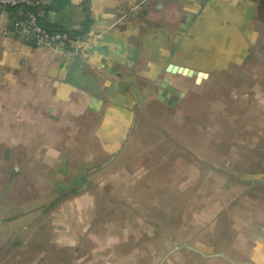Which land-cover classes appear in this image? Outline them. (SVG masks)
I'll return each instance as SVG.
<instances>
[{
	"label": "crops",
	"instance_id": "crops-1",
	"mask_svg": "<svg viewBox=\"0 0 264 264\" xmlns=\"http://www.w3.org/2000/svg\"><path fill=\"white\" fill-rule=\"evenodd\" d=\"M44 1L41 24L69 32L65 50L20 38L13 11L0 14V169L12 174L0 197L36 205L0 226L54 205L52 236L71 245L76 220L79 250L108 188L130 208L110 214L125 228L108 229L95 264H264V0ZM165 78L183 93L171 106L157 99ZM186 101L172 151L139 133L158 104L180 116ZM19 172L41 174L18 183L26 195Z\"/></svg>",
	"mask_w": 264,
	"mask_h": 264
},
{
	"label": "rangeland",
	"instance_id": "rangeland-1",
	"mask_svg": "<svg viewBox=\"0 0 264 264\" xmlns=\"http://www.w3.org/2000/svg\"><path fill=\"white\" fill-rule=\"evenodd\" d=\"M159 107L160 105L158 104L157 109L153 111L150 110L148 112L145 129H140L139 133L143 134L144 132H154L153 136H155V140L157 139V144L158 146H161V150L165 152L169 150L172 151L173 147L178 143V129L176 127V130L174 132L173 122L177 123L178 120L182 117L188 116V109L186 108L187 101L183 105L180 116L178 115V112H173L168 108H164L163 112ZM166 120L170 125H167L165 123ZM187 128V124L180 125L181 136L184 135L187 137ZM181 145L183 150L187 149V140H182ZM139 158L140 156H137L136 161H138ZM133 162H135L133 158H131L130 156H126L120 158L117 163L118 165H122L123 169L125 164L131 165ZM6 175L11 176L12 174L10 175L9 173L4 172V168L0 169V194L2 192L1 187L6 183V180L8 181L9 178L6 177ZM40 175V173L36 172H19L18 174H15V177L12 178V180L15 179L17 183V188L13 189L14 193L18 194L21 192L22 194L25 193V195L28 194L27 190H25L24 192L21 191L24 187L23 183L21 182L19 185L18 183L21 181V179H23L27 184H31V186L36 185V183L39 182H35V180L37 179L36 177H39ZM104 175L106 176V179H108V173H104ZM107 181L104 182L103 178H100L98 180V182L104 184H106ZM43 190L45 192L49 191L51 193L50 198H54L57 196V194L52 191L51 187ZM92 191L94 190L92 189ZM103 192L100 193V195H97L98 198L96 197L97 213L103 216H100L99 221H95L94 226L92 225L93 222L89 221L91 222L90 224L88 222V226L90 225L89 228L92 229L91 233L95 234L91 235L90 237L86 236L84 238V241L81 242L82 250L81 247L79 250L76 247V243H79L83 240L82 237L76 238V236H72V234H75V230L77 228L76 220H74V222L73 220H69L68 224L67 230L68 235L70 236L68 237L67 244L71 245L63 247L59 242L60 239L52 236V233L57 234V231H55V229H60V225H56L58 222L55 221L56 219H59L60 211L56 208V206L53 205L51 207H47L45 211H43V208L35 209L34 213L40 214V218L34 219V217L32 218L31 216L27 215L1 224L0 247L3 246V252H0V260H3L8 264H83L84 262H86V264H95L100 257L108 255L107 251V253H104L103 249H100L102 245H104L105 243H109V237L107 236L108 229L109 231H111L113 229L119 230L125 228V226H123V220L120 221L110 214L120 213L122 212L121 210H123V207H129L125 204H123V206H120L117 199L116 202L114 201V199L109 200L108 198H110V196H113L111 194H114V192H111V194H109L108 188H105ZM119 192L116 191V194H122L123 198L125 190L119 189ZM0 199V218L5 216H13L24 211H29L31 208H34L36 206L35 204H31L29 206L24 205L18 209L14 208L11 205L12 202L8 203V199L6 196H4V199L1 197ZM136 207L139 208L140 206L138 205ZM32 216H34V214ZM111 219H113V221H110ZM61 224L63 228H66L64 226V222H61ZM97 228H101V231L105 229V231L101 232L102 235H98L96 233V231L100 230ZM26 229L28 232H34L35 229H41L43 234L41 236H35L31 238L27 233L23 232ZM19 233H21V235H19ZM98 233L100 232L98 231ZM95 247L98 249L94 250ZM79 260L82 261L80 262Z\"/></svg>",
	"mask_w": 264,
	"mask_h": 264
},
{
	"label": "built area",
	"instance_id": "built-area-1",
	"mask_svg": "<svg viewBox=\"0 0 264 264\" xmlns=\"http://www.w3.org/2000/svg\"><path fill=\"white\" fill-rule=\"evenodd\" d=\"M11 9L14 13L13 30L24 40L36 45L65 50L71 40L67 31H50L41 20L47 14L44 0H0V14Z\"/></svg>",
	"mask_w": 264,
	"mask_h": 264
},
{
	"label": "water",
	"instance_id": "water-1",
	"mask_svg": "<svg viewBox=\"0 0 264 264\" xmlns=\"http://www.w3.org/2000/svg\"><path fill=\"white\" fill-rule=\"evenodd\" d=\"M169 70H171V72L174 73H180L182 75L185 76H192L193 74L197 75V80H199L200 78V73L194 72L193 70H190L188 68H184V67H176L173 65H169ZM173 68V69H172ZM163 84L160 86V88L157 90V99H159L160 101L164 102V103H168L171 104L169 99H173L175 97V94L177 96H183V93L179 90H177L176 88L170 86L167 84V79L165 78L163 80ZM177 100H179V98H177Z\"/></svg>",
	"mask_w": 264,
	"mask_h": 264
},
{
	"label": "flooded vegetation",
	"instance_id": "flooded-vegetation-1",
	"mask_svg": "<svg viewBox=\"0 0 264 264\" xmlns=\"http://www.w3.org/2000/svg\"><path fill=\"white\" fill-rule=\"evenodd\" d=\"M177 98H179V96H177L176 94H175V97L173 98V99H169L170 100V102H171V104H168V103H165V104H168V105H173V104H175L176 102H177Z\"/></svg>",
	"mask_w": 264,
	"mask_h": 264
}]
</instances>
